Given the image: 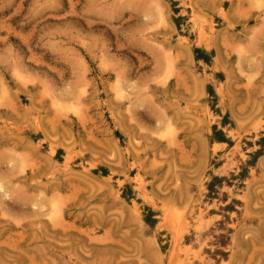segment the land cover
<instances>
[{
  "label": "rangeland",
  "instance_id": "rangeland-1",
  "mask_svg": "<svg viewBox=\"0 0 264 264\" xmlns=\"http://www.w3.org/2000/svg\"><path fill=\"white\" fill-rule=\"evenodd\" d=\"M0 264H264V0H0Z\"/></svg>",
  "mask_w": 264,
  "mask_h": 264
},
{
  "label": "bare ground",
  "instance_id": "bare-ground-1",
  "mask_svg": "<svg viewBox=\"0 0 264 264\" xmlns=\"http://www.w3.org/2000/svg\"><path fill=\"white\" fill-rule=\"evenodd\" d=\"M79 191V190H78ZM17 223V222H16ZM61 225V224H60ZM56 227V226H55Z\"/></svg>",
  "mask_w": 264,
  "mask_h": 264
}]
</instances>
